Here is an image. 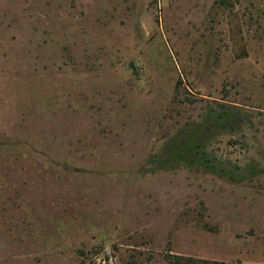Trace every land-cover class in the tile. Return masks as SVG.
Instances as JSON below:
<instances>
[{
	"label": "rangeland",
	"instance_id": "374dc122",
	"mask_svg": "<svg viewBox=\"0 0 264 264\" xmlns=\"http://www.w3.org/2000/svg\"><path fill=\"white\" fill-rule=\"evenodd\" d=\"M264 264V0H0V264Z\"/></svg>",
	"mask_w": 264,
	"mask_h": 264
},
{
	"label": "trees",
	"instance_id": "16d2710c",
	"mask_svg": "<svg viewBox=\"0 0 264 264\" xmlns=\"http://www.w3.org/2000/svg\"><path fill=\"white\" fill-rule=\"evenodd\" d=\"M167 260L170 264H239V263H228L224 261H210L207 259H200L194 257H185L180 255L168 254Z\"/></svg>",
	"mask_w": 264,
	"mask_h": 264
}]
</instances>
